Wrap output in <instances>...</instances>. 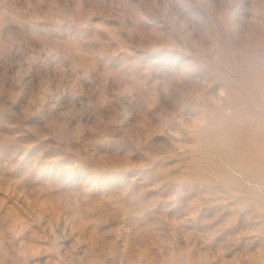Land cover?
Segmentation results:
<instances>
[{"label": "rangeland", "instance_id": "374dc122", "mask_svg": "<svg viewBox=\"0 0 264 264\" xmlns=\"http://www.w3.org/2000/svg\"><path fill=\"white\" fill-rule=\"evenodd\" d=\"M0 264H264V0H0Z\"/></svg>", "mask_w": 264, "mask_h": 264}]
</instances>
